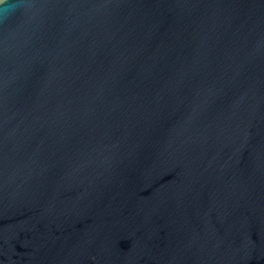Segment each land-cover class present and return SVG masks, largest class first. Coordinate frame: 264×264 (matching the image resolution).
Segmentation results:
<instances>
[{
  "label": "water",
  "instance_id": "water-1",
  "mask_svg": "<svg viewBox=\"0 0 264 264\" xmlns=\"http://www.w3.org/2000/svg\"><path fill=\"white\" fill-rule=\"evenodd\" d=\"M0 264H264V0H0Z\"/></svg>",
  "mask_w": 264,
  "mask_h": 264
}]
</instances>
